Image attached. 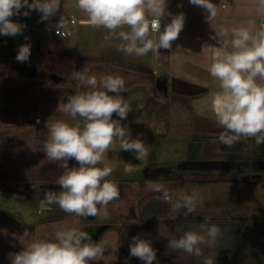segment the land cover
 <instances>
[{"label": "clouds", "instance_id": "9594fccd", "mask_svg": "<svg viewBox=\"0 0 264 264\" xmlns=\"http://www.w3.org/2000/svg\"><path fill=\"white\" fill-rule=\"evenodd\" d=\"M189 2L207 11L208 22L215 20L217 9L211 0ZM259 4L264 8V0H259ZM75 7L86 13L91 27L107 29L110 36L123 41L119 50L136 56H145L150 51L157 53L161 48L170 49L185 21L182 13L172 15L166 11V0H75ZM21 9H25L22 14L26 17L34 10L41 14L42 21L49 20L60 11L61 0H0V34L13 37L22 34L25 26L10 19L21 14ZM165 15L171 16V20L162 28L161 20ZM53 27L59 35V30L66 29L67 23L60 16ZM150 33L155 37L150 38ZM229 35L230 50L218 52L209 67L210 75L220 82L221 91L213 103L216 122L227 130L220 140L231 145L240 137H255L257 144L264 143V27L255 32L243 23L231 29L221 27L214 38ZM228 43L225 39L224 44ZM29 56L30 44L20 45L17 61L27 62ZM73 79L78 82L76 93L58 104L60 111L72 122L52 121L48 138L42 142L47 160L58 162L62 169L56 182L61 190L58 194H46V199L66 213L85 219L103 215L106 219L108 204L120 196V188L113 177L121 162L119 152H131L136 160L147 165L151 146L139 136L132 138L129 129L121 124L131 111L128 102L119 95L125 89L121 76L106 74L98 79L85 68L74 73ZM113 114L119 119H113ZM109 151L113 152L111 159L107 155ZM69 159H74L78 166L69 167ZM145 187L161 193L162 197L158 198L171 204L174 210L184 209L185 215L202 205L200 194L195 190L179 194L173 202V195L162 180H148ZM83 227L86 226L60 225L50 237L32 238L27 243L25 239L30 234L25 230L15 237L23 247L10 255L11 264H89L97 261L107 250L106 245L93 242ZM166 228L161 226L157 232L167 240V249L190 257L202 256L203 264H214L215 255L211 252L206 255L204 249L212 248L220 229L209 217H205L198 228H178L177 233L182 232V235H174ZM132 257L143 264H159L152 241L139 234L134 235L129 244L128 258Z\"/></svg>", "mask_w": 264, "mask_h": 264}, {"label": "crops", "instance_id": "0c3cea01", "mask_svg": "<svg viewBox=\"0 0 264 264\" xmlns=\"http://www.w3.org/2000/svg\"><path fill=\"white\" fill-rule=\"evenodd\" d=\"M211 2L217 9V16L215 20L208 22L207 11L200 6L191 4L189 0H166V11L172 15L182 13L185 17L184 26L178 39L172 42L170 49L161 48L157 53L150 51L145 56L129 55L119 50L118 46L123 41L110 36L107 29L91 27L86 13L75 7V0H61L60 11L56 16L51 17L59 19L62 16L67 23L66 29L74 30V33L67 37L56 35L53 25L47 24L48 20L42 21L38 11H30L29 16L26 17L22 14L25 9H21V14L10 18L16 22L28 21L30 28L22 29L26 33L31 30L46 32L41 35L44 36L43 38L27 36V40L23 39L0 45V53L9 55L8 60L16 62L19 46L24 43L30 44L28 61L23 62L22 65H17L15 62L11 63L10 67L13 68L14 76H17L19 72L32 81L40 79L44 83L41 85L42 88L55 86L60 88V93L64 92L62 88L72 84L74 94L77 91L78 82L73 79V75L77 71H83L87 68L89 74H95L98 79L106 74L121 76L125 81V89L119 95L128 102L131 108L127 119L122 120L121 124L129 129L132 138L139 136L147 145L151 146L147 165L136 160L131 152H119L118 158L121 162L114 171L113 177L120 190H124L126 194L108 204L106 219L101 217L92 221L84 220L82 217L69 213L56 219H47L46 214L40 212L49 207V203L42 200V210L39 213L43 216L34 223V231L29 233V237L48 238L56 230L55 225H84L86 227H83L82 230H85L92 228L94 223L100 221L107 222L110 226L108 227L109 230L104 233L106 235L114 229L112 227L114 222L121 221V228L116 229L117 236L111 238H116L115 245L112 243L105 244L107 250L103 260L106 264H143V261L135 257L128 258L129 250L125 253L126 245L125 247L121 245L120 234L123 232L124 235H128L123 230L122 222L144 220L142 217L143 205L148 199L159 194L148 190L145 187L146 181L162 180L164 184L168 183L167 186L173 183L170 179L165 178V176L169 177L168 175H155L154 177L146 175L149 174V171H160L162 168H166L168 165L166 162L172 160L175 162L191 159L220 161L223 159L204 156L237 157L239 156L237 152L241 148L243 149L241 144L244 143L240 142H245L247 145L245 149L249 150L247 152L264 151V143L257 144L255 137H240L233 142L235 145L228 148L222 141L220 147L218 143L213 142L216 139L212 138V134L227 130L216 122L213 114V103L216 94L221 89L220 82L209 73L213 57L218 52L231 48V35L227 38L218 39L214 38L216 32L221 27L231 29L242 23L255 32L264 27V8L260 7L259 0H211ZM72 15L76 16L75 23H71ZM149 19H151L150 15ZM170 20L171 16L165 15L161 20V27L163 28V25ZM249 21L251 24L248 23ZM105 36H109V38L105 39ZM154 37L155 34L150 33V38ZM225 39L229 41L227 45L224 44ZM36 40H38L37 43ZM159 76L166 79V94L159 90L156 85ZM79 87L82 89V86ZM110 95L114 94L110 93ZM61 96L63 95H59L60 98L56 99L42 100L41 106L51 103L58 105L60 102H65ZM187 107L191 109V116L193 115V120L199 130L214 132L210 134L212 139H205L203 145L198 143L200 139L191 136L188 137L189 139H185V137L178 140L171 138V132L174 131L170 120L171 110ZM112 118L119 119L116 114H113ZM65 120L72 122L70 117ZM229 134L233 135L232 133ZM191 141H194L193 144ZM107 155L111 159L113 152L109 151ZM75 164L78 166L76 161ZM140 172L145 174L140 175ZM144 191L150 195L140 207H136L142 196L140 194ZM136 196H139V199L136 200ZM228 218H223V222L226 221L229 224L231 221ZM99 219L100 221H98ZM69 222L72 223L69 224ZM155 222L158 223L157 220ZM138 224L142 225L139 222ZM216 225L221 229V224ZM198 227L193 225L189 228ZM158 228L157 224L156 228L153 226L151 230H145L143 227L141 231L143 232L142 236L152 241V246L156 249L159 260L161 244L160 235L157 232ZM208 249L205 247L204 250L207 251ZM20 250L15 248L10 253L15 254ZM173 254L174 252L171 250L167 253L168 262L176 261V255L173 256ZM6 258L7 264H11L10 257ZM195 260L196 262L203 261L199 257Z\"/></svg>", "mask_w": 264, "mask_h": 264}, {"label": "rangeland", "instance_id": "374dc122", "mask_svg": "<svg viewBox=\"0 0 264 264\" xmlns=\"http://www.w3.org/2000/svg\"><path fill=\"white\" fill-rule=\"evenodd\" d=\"M57 20V18H50L47 24L54 25ZM45 33V31L35 30L29 33L22 31L21 35L15 37L0 34V45L14 43L27 36L43 38L44 36L41 35ZM8 58L9 55L0 53V264H7L6 257H10L12 254L10 252L15 248L22 250L23 245L15 238L22 234L17 230L15 221L34 224L40 220L43 213L48 217L63 211L57 204L50 203L46 199L48 193H59L60 190L55 187L58 186L56 182L62 169L58 162L47 160L42 149V142L48 138V127L52 121L58 117L59 119L69 118L60 111L56 103L41 106L40 101L48 98V95L39 89L44 83L40 79L32 81L19 72L17 76H14L10 65L15 61H9ZM15 63L22 65L23 62ZM27 86H33L34 90L39 92L31 91ZM38 101L39 103L34 105ZM191 112L189 107L171 110L170 120L174 128L171 138L189 139L188 137L191 136L200 139L198 143L202 145L205 139L214 138L216 140L213 142L218 143L220 147V136L226 131L215 132L210 138V134L214 132L199 130ZM191 142L193 144L194 141ZM233 145L235 143L225 144L226 148ZM241 146L243 147L240 150L241 153L249 151L245 149L247 147L245 143ZM204 157L223 159L225 167L209 170H181L178 168V161L172 160L166 162L168 164L166 168L160 170L166 173L164 175L173 173L169 177L165 176L173 182L168 186V183H165L173 195V202L179 194H190L195 190L200 194L202 205H198L196 211L188 215H185L184 209L176 211L171 205L167 214L156 219L158 227L167 226L166 231L174 235H182V232L177 233L178 228L189 229L193 225L199 226L204 223L205 217H209L211 223L226 226L225 230L229 234V243H231L230 246L228 245L229 253H224L225 255L220 253V255L219 250L216 254L213 253L214 264H218V254L221 256L220 259L226 261L225 264H231L234 259L236 263L239 262L238 264H264V168H254L247 159H234V156ZM67 163L69 167L76 166L74 159H69ZM160 171L152 170L146 175L154 177L160 175ZM144 174L140 172V175ZM176 182L177 184L174 185ZM48 185L54 188L47 190ZM141 193L140 199L136 196V200L139 199L136 207H140L150 195L146 194L147 191ZM123 194H126L124 190H120L119 197ZM42 200L49 203V207L44 210L41 207ZM101 217L103 216H90L87 219L92 221ZM10 218H13V221ZM223 218H228L231 222L229 224L226 221L223 222ZM138 222L144 224L145 220L122 222L123 230L128 234L127 236L123 232L120 234L121 245L123 247L126 245L125 253L129 250L131 238L134 235L142 236L143 234L141 231L143 226ZM55 226L57 228L59 225ZM108 227L110 226L107 222L100 221L84 231L89 233L93 242L101 241L115 245L116 238H111L117 236L116 229L121 228V221L114 222L112 225L114 229L105 235L104 233L109 230ZM30 239L32 237L26 238L25 243ZM162 240L167 241L165 238ZM214 249L217 250V247ZM173 255H176L175 258L179 264H203V261L196 262L197 257H189V262L186 263L183 262L188 261L186 254L174 252ZM104 258L103 255L102 258L90 261L89 264H106ZM200 258L203 257L199 256Z\"/></svg>", "mask_w": 264, "mask_h": 264}, {"label": "trees", "instance_id": "16d2710c", "mask_svg": "<svg viewBox=\"0 0 264 264\" xmlns=\"http://www.w3.org/2000/svg\"><path fill=\"white\" fill-rule=\"evenodd\" d=\"M27 88L30 89L31 91L33 90L36 93L39 92V90H34L33 86H27ZM20 89L22 90V88H20ZM39 89H40V91L45 92V94L48 95V98L56 99V98H60L59 95H63V96H61V99H63V101H66L67 97L74 94V88L72 87V84L69 87L62 88L64 90V92H61V93H60V88L55 87V86H50V87H45V88H42L40 86ZM20 92H22V91H20ZM38 103H39V101L37 103H35L34 105H37ZM46 188H47V190H50V189L54 188V186L52 187L51 185H48ZM48 188H50V189H48ZM55 188H58L59 190H61L59 185ZM158 197H162V194L159 193L156 196L148 199L142 207V217L145 220V222H143L144 224H142V225H144L143 227L145 230H149V229L151 230L153 226L156 228L157 222L155 223V220L158 217H161L170 211L171 204L164 203L162 201V198H158ZM64 214H66V212L61 211V212H58L57 214H53L51 216H48L47 219H56L58 217H62ZM2 215L4 217H7L5 214H2ZM6 219H8V218H6ZM14 223L17 225V227H18L17 230L20 233H23L25 230L29 233L34 231V224H32V223L26 224V223H21L18 221H15Z\"/></svg>", "mask_w": 264, "mask_h": 264}, {"label": "flooded vegetation", "instance_id": "af4514ba", "mask_svg": "<svg viewBox=\"0 0 264 264\" xmlns=\"http://www.w3.org/2000/svg\"><path fill=\"white\" fill-rule=\"evenodd\" d=\"M237 155H239V156L235 157L234 159H236V158H244V159L248 160V162L251 164L252 167H254V168H264V151H252V152H247L246 151V153H244V154L241 153V151H239V152H237ZM184 162H186V160L180 161V162L178 161V166L182 165V163H184ZM164 174H166V173H163L162 171H160V175H164ZM172 174L173 173L171 172V173H168L167 175L171 176ZM225 229H226V226H221L220 235L217 238V240L214 243V245L212 246V248L208 249L207 251L204 250L207 255L210 252L216 254L218 252V250H219V254L223 253V255H225L224 253H229L230 252L228 250V245L230 246V244H231V243H229L230 237H229L228 232H226L227 230H225ZM162 238L164 239V237H162V236H160V238H159V240L161 242V245H160L161 252H159V255H158L160 257L159 260H158L159 264H178V261L171 260L170 262H168V260L166 259L167 253H169L170 250L166 248L167 241L162 240ZM162 242H164V243H162ZM215 247H217V250L214 249ZM212 249H214V250H212ZM236 252H238V249H236ZM219 254H218V260H217L218 264H225L226 261H223L222 258L220 259L221 256H219ZM187 260L188 261H183V262H186V263L189 262V257H188ZM183 262H181V263H183ZM229 262H230V260H229ZM238 263L239 262H237V263L235 262V259H234V261L233 260L231 261V264H238Z\"/></svg>", "mask_w": 264, "mask_h": 264}, {"label": "water", "instance_id": "95a60500", "mask_svg": "<svg viewBox=\"0 0 264 264\" xmlns=\"http://www.w3.org/2000/svg\"><path fill=\"white\" fill-rule=\"evenodd\" d=\"M39 46V44H37ZM156 85L159 90H162L165 94L167 93L166 79L163 76L157 77ZM245 143V142H240ZM227 160V159H226ZM225 167V161H205L200 159H191L179 165L178 168L181 170H209L219 169Z\"/></svg>", "mask_w": 264, "mask_h": 264}, {"label": "built area", "instance_id": "2783aa9c", "mask_svg": "<svg viewBox=\"0 0 264 264\" xmlns=\"http://www.w3.org/2000/svg\"><path fill=\"white\" fill-rule=\"evenodd\" d=\"M75 22H76V16L75 15H72L71 16V23H75ZM17 23H19L21 25H24L25 27L23 29H29L30 28V24L26 20H20ZM59 32H60L59 36H61V37H67V36L71 35L72 33H74V30H71V29H60ZM54 33L56 35H58L56 33V30L55 29H54Z\"/></svg>", "mask_w": 264, "mask_h": 264}]
</instances>
